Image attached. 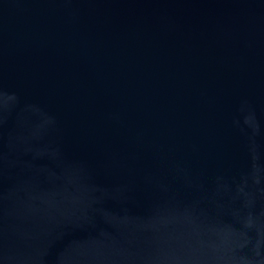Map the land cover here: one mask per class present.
<instances>
[{
	"label": "water",
	"instance_id": "water-1",
	"mask_svg": "<svg viewBox=\"0 0 264 264\" xmlns=\"http://www.w3.org/2000/svg\"><path fill=\"white\" fill-rule=\"evenodd\" d=\"M0 264H264V0H0Z\"/></svg>",
	"mask_w": 264,
	"mask_h": 264
}]
</instances>
